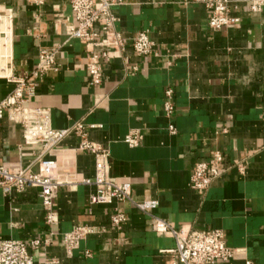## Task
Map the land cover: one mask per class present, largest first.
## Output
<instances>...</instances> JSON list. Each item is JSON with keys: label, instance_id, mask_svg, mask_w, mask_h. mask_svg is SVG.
Instances as JSON below:
<instances>
[{"label": "crops", "instance_id": "1", "mask_svg": "<svg viewBox=\"0 0 264 264\" xmlns=\"http://www.w3.org/2000/svg\"><path fill=\"white\" fill-rule=\"evenodd\" d=\"M230 1L240 23L213 31L210 11L194 0H121L113 12L125 47L110 50L103 84L92 86L88 53L67 34L76 24L70 0H48L41 8L0 0V14L12 9L15 15L16 76L35 70L42 48L62 47L57 71L38 84L27 106L49 109L53 128L71 131L45 159L56 162L63 181L76 183L58 193L53 228L38 189H0V241H44L52 233L51 244L31 250L35 264H173L176 240L151 231L133 205L90 203L97 187L80 182L95 179L96 158L79 150L76 128L82 126L89 141L107 151L110 178L131 184L136 201H158L154 214L175 229L222 231L239 251L228 264H264V9L252 12L249 0ZM147 30L155 52L140 57L133 39ZM169 88L172 115L165 108ZM14 89L0 77V102ZM134 134L142 137L137 147L125 142ZM216 152L224 155L225 172L208 191L193 189L196 164ZM40 153L25 144L21 125L0 119L4 166L36 172ZM238 163L247 165L245 174ZM116 211L127 217L121 230L112 224ZM75 227L96 233L68 253L63 235Z\"/></svg>", "mask_w": 264, "mask_h": 264}, {"label": "built area", "instance_id": "2", "mask_svg": "<svg viewBox=\"0 0 264 264\" xmlns=\"http://www.w3.org/2000/svg\"><path fill=\"white\" fill-rule=\"evenodd\" d=\"M48 0H28L30 5L41 8ZM204 4L210 11L209 27L213 31L232 29L241 19L231 16L230 0H194ZM252 12L264 9V0H249ZM121 4V0H70L71 10L76 24H69L67 34L72 39L79 40L88 53L87 71L92 86H101L104 81V64L110 59V50H123L125 41L116 29L118 22L114 15V8ZM14 11L8 9L0 14V77L15 85L14 91L0 102V119L7 116L14 123L21 125L25 144L40 147L41 153L36 157L35 165L11 171L0 161V189L6 193H23L29 188L39 190L44 208L46 209V225L53 228L59 224L58 214L55 212V201L58 193L65 187H73L76 183L63 181L57 173L55 161L45 157L71 133L70 130H57L52 126L51 111L45 108H30L29 100L35 97L37 86L51 72L58 69V57L61 46L42 48L35 70L23 77L14 74L13 56V20ZM101 26V30L96 29ZM133 49L140 57L155 52V42L150 32L142 31L133 39ZM165 104L168 115L174 113L172 99L173 89L166 91ZM172 133L174 127H170ZM76 133L82 137L79 146L81 152L90 153L96 158L95 179L83 180L84 185L94 184L97 192L90 197L92 205H108L114 202L129 203L140 213L148 217L149 228L156 234L176 240V248L169 253L173 255V264H228L233 261L238 250L226 243L225 235L220 230L196 231L193 229H175L167 221L156 216L158 201H136L133 197L132 185L115 182L110 178L108 153L102 147L89 141L82 126L76 128ZM142 140L139 134L126 138L125 142L137 147ZM224 155L216 152L208 161L196 164L191 178L192 188L198 191H208L213 183L225 172ZM240 174H245L247 165H236ZM127 221L124 213L116 211L112 216V224L116 229H122ZM96 233L91 227H75L71 232L63 235V246L68 253L77 249L80 243ZM52 233L44 241L35 239L30 242L22 240L0 241V264H35V257L31 250H38L42 243L51 244ZM53 262V261H49ZM245 264H255L247 261Z\"/></svg>", "mask_w": 264, "mask_h": 264}]
</instances>
